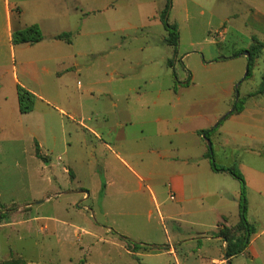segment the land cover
<instances>
[{"label":"rangeland","instance_id":"1","mask_svg":"<svg viewBox=\"0 0 264 264\" xmlns=\"http://www.w3.org/2000/svg\"><path fill=\"white\" fill-rule=\"evenodd\" d=\"M166 3L66 0L65 17L46 26L67 32L70 43L50 38L44 47L17 45L13 59L0 55V264H228V244L245 235L241 223L227 232L223 248L221 240L195 239L172 254L166 246L136 249L127 240L168 245L175 240L171 215L183 205L189 215L177 221L187 228L182 237L211 232L218 220L210 207L220 197L218 208L239 219L226 194L240 190L239 179L221 173L216 196L196 199L205 187L198 185L193 200L180 204L170 198L168 175L187 165L162 160L152 149L176 147L179 136L200 142L195 130L217 128L220 111L231 107L229 115L236 103L254 107L251 95L264 91V46L246 75L252 57L246 52L261 43L253 38L250 7L264 0H170L167 12ZM160 8L178 27L177 45L163 41L164 25L151 19ZM177 79L190 84L180 81L176 89ZM18 85L38 96L30 112L20 111ZM160 93L164 102L154 105ZM259 104L264 107V95ZM249 122L236 124L243 144L264 137V123L262 129ZM211 134L199 132L212 143ZM37 144L46 159L37 156ZM208 149L219 166L239 168L255 157L243 148L231 150L237 160L230 152L224 160L218 148ZM245 169L240 212L257 228L250 239L257 236L258 255L238 254L231 264H264V161ZM150 187L161 191L156 202Z\"/></svg>","mask_w":264,"mask_h":264},{"label":"crops","instance_id":"2","mask_svg":"<svg viewBox=\"0 0 264 264\" xmlns=\"http://www.w3.org/2000/svg\"><path fill=\"white\" fill-rule=\"evenodd\" d=\"M167 5L168 3H166L165 11H166ZM259 5L258 3H256L254 6L250 7L251 19L253 20L252 21L253 23L251 25L256 28L252 31L253 34L255 35L253 38H255V40H257L258 42L260 41L264 42V3L262 4L259 3ZM66 10H67L66 0H0V55L4 57V54L6 52V54L7 55L10 54L11 58L13 59L16 56V51H17L16 46L17 45H21V44L27 45V46H18V48L20 47L30 48V47H35V46L44 47L49 43L47 42V39L51 38L56 41L65 40V39H56L55 36L58 34L67 33V32L58 31V30L57 32L56 31L50 32V30L46 26V23H47L46 20H50L51 23L54 22L56 19L59 20L62 16L65 17ZM159 10L160 12L158 11L156 14H154L151 17V19H156L158 23L164 25V22H163L164 17L162 18L161 16L163 9L160 8ZM165 19L168 20L167 17ZM33 24H37L43 33L44 37L41 41L34 42V43H31V42L14 43L13 42V32L14 31L19 30V29H24ZM166 31H167V36L164 39L162 38V40L168 43V30L166 29ZM259 53L260 52H258L256 56H258ZM169 63L171 64L170 61ZM117 72L119 73V75H123L120 69H118ZM15 78L18 79L17 74H15ZM123 80L124 79L122 78V81ZM180 81L182 83L181 85L190 84L186 80L177 79L176 84H173V87L178 89V87L180 86ZM263 95H264V91L259 95H255V94L251 95V98L254 100V107H250L246 102L241 111L239 112L235 111L227 115L226 118H224L223 120H221L219 122L220 124L218 123L219 126L211 134V140H213L212 141L213 152H214V148H218V150L221 151L223 158H225L224 160L228 158L227 156L228 152L232 153L231 157L233 158V160H237L235 153L231 152V150L237 151L240 149L244 150V149L249 148L252 151V153L255 155V157L252 158V160L248 162L250 164H246L244 162L238 163L239 169L243 173L244 178L247 172L245 168H247L248 165L256 164L260 161H264V152L262 151L264 147V137L260 139L257 136L254 137V135H252L251 137H253V139H256V141H254L253 144L252 143L243 144L239 141L237 137V135H240V133L239 131H237L239 127H237L236 124L238 125V123L241 121H245V122L250 121L249 123L253 127L262 128L259 126V124L264 123V119H263L264 107L259 104V99ZM142 97H144L143 94L139 95L137 100L141 101ZM152 101L154 105L162 106L164 102V98L162 94L160 93L158 94V96H156V98H154V100L152 99ZM113 104L115 106L117 105L116 100H114ZM230 108L231 107H229L228 110H230ZM227 111H224V112L220 111L217 115H215V121L220 120V118L224 114L228 113ZM156 120H158V122H161L162 118L158 116ZM83 123L80 122L81 125ZM122 124L123 123L120 122V126ZM212 127H209V128H212ZM209 128H198L197 130H195L197 133V136H199V139H201L200 142L199 140H196L195 136L194 137L192 136L191 138H187L186 140L184 139V137L179 136L181 139V142L176 147L166 148L163 151H160L161 149H156V148L152 149V151L156 155H158L162 160L163 159L166 160L167 157H173L174 159L172 160H174L175 163H185L187 165V168H184L183 165L181 164L180 166L177 167V169H173L168 175L169 181H168L167 187L170 193V198L174 201H177L180 204L183 202H186L187 200L189 202L193 200L194 198L193 192L195 191L194 186H198V185H200V188H202L201 186L205 184V187H204V191L202 190L203 194L200 193L196 197V199L197 198L201 199L204 196H207V197L216 196L218 194V184L216 182V179H218V175H221V173H228V171H216L212 167V159L209 155L210 150L208 149L209 145L207 141L204 138H202L201 135H199V132L205 129H209ZM91 132L94 133L97 137H100V135L94 129H92ZM177 132L179 133L180 131H177ZM110 133L113 134V132H110ZM194 133L195 132L192 131L193 135ZM123 138H125L124 132H123ZM109 146L112 147V145L108 144V147ZM182 149L184 150V153L180 155L179 152ZM172 150L175 151L174 154H178V156L171 154L170 151L172 152ZM116 156L120 157V161L124 165L126 164L134 172L138 173L135 169H133L128 164L126 159H124L121 155H119V153H117ZM231 166H234V165L233 164L226 165V167H231ZM139 177L141 178V180L143 179V176L140 174H139ZM246 178H247V175H246ZM109 180L110 179H108V185L110 184V182H113V180H110V182ZM140 186L143 187L142 182H140ZM150 193L152 196V200L156 202L158 195L161 194V191H158V190L155 191L153 190L152 187H150ZM226 194L233 201L234 208L236 210L239 209L238 211L240 215L239 219L234 220L231 217V215L228 214V212L230 211L229 209H226V207L218 208V206L221 205V202H222L221 200L224 198V197H220L219 199L215 201L216 206L214 205L213 207H210V209L212 208V211H216V218L218 220V222L215 225H213L211 232H209L208 230H202V231H198L199 234L197 236L188 235L187 237H182V234L185 232V229L187 228L179 224V222L177 221H180V220L185 221L184 219H182V216L189 215V210L184 211V205H183L182 206L183 212L178 211L175 215H171V217L174 220H176L174 227H172L173 232H174L172 240L174 238L175 239L174 241H172L168 245L162 244V243H150V242H145V243L140 242V243L151 246L153 248H155L154 246H159V247L166 246L168 247V249L166 250H168V252H172V254H177V250L179 249V246L189 245L195 239L198 241L201 240V243H203L204 240L205 241L221 240L222 248L225 247L226 239L225 238L223 239L222 235H219V231L224 228H229L231 230L233 228H236L237 227L236 224L241 223V213H242L240 212V207L242 206L241 188L240 190L239 189L238 190L227 189ZM201 210L205 211L203 208L200 209V211ZM150 213H152V211H150ZM251 224L255 228V231L252 233V235H254L257 233V228L253 223ZM256 239H257V236L251 238L246 249L239 254L249 253L251 255H258V253L256 252V247H255ZM170 246L171 248H169ZM155 251H158V250H155ZM205 254H207V251H205ZM205 254L201 252L200 255L202 257H205ZM236 255H230V261ZM225 259H226V256H225ZM213 260H216V257H212V261Z\"/></svg>","mask_w":264,"mask_h":264},{"label":"trees","instance_id":"3","mask_svg":"<svg viewBox=\"0 0 264 264\" xmlns=\"http://www.w3.org/2000/svg\"><path fill=\"white\" fill-rule=\"evenodd\" d=\"M169 4H170V0H168L166 12L169 9ZM163 22H164L166 29L168 30V43L173 44V45H177L178 41H179V30H178L177 25L174 23H170L167 19H165V16L163 18ZM43 37H44L43 33L37 24H33V25H30L24 29H19V30H16L13 32V42L14 43H19V42L34 43V42L41 41L43 39ZM55 38L56 39H65L68 42H71V39H69L68 33L58 34L55 36ZM261 46L262 47L264 46V42H261L259 45L253 44L252 48L249 49L252 57L249 58V72H248V74L250 73V68H251V65L253 64V55L257 54L259 52ZM18 98H19V108H20L21 112H30L33 110L34 104H35V101L37 98L35 93H33L32 91L28 90L27 88H25L21 85H18ZM242 109H243V105L236 103L235 111L239 112ZM215 129L216 128L205 129V130H202L201 132L203 134H205V136L209 137V135L213 131H215ZM36 154L40 158L46 159V157L41 154L38 144H37V148H36ZM209 155L212 159L211 150L209 151ZM212 167L216 171H228L241 181L242 206H244L245 202H243V197L244 198L246 197V181H245L244 175L240 171V169L236 166H231V167L219 166L213 160H212ZM241 224L245 230L244 238L242 239L241 243H239L238 245L232 246V245L228 244V246L226 248L228 255H236V254L243 252L249 244L251 234L255 231L254 226L247 220L244 212L241 213ZM230 230L231 229H229V228H224V229L219 231V235H223L228 243H229L230 237H229L227 232ZM127 243L132 244L133 247L136 249H139V248H141V246H143L141 243L132 241L130 239L127 240ZM146 246L150 249L152 248L151 246L144 245V247H146ZM9 264H17V263L10 262Z\"/></svg>","mask_w":264,"mask_h":264},{"label":"water","instance_id":"4","mask_svg":"<svg viewBox=\"0 0 264 264\" xmlns=\"http://www.w3.org/2000/svg\"><path fill=\"white\" fill-rule=\"evenodd\" d=\"M246 54H248V56H250V52H246ZM246 70H247V71H246V75H247L248 72H249V62H248V64H247V69H246ZM229 112H230V111H229ZM229 112H228V113H229ZM228 113L224 114V115L220 118V120H218L217 123H219L222 119H224ZM207 142H208L210 148H212V143H211V141L208 140ZM225 256H226V259H227V261H228V264H231V261H230V255H228L227 251H225Z\"/></svg>","mask_w":264,"mask_h":264}]
</instances>
